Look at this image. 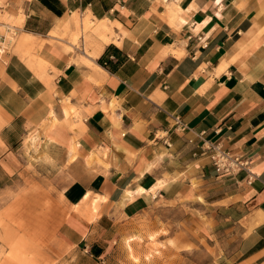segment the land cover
<instances>
[{
  "label": "crops",
  "instance_id": "1",
  "mask_svg": "<svg viewBox=\"0 0 264 264\" xmlns=\"http://www.w3.org/2000/svg\"><path fill=\"white\" fill-rule=\"evenodd\" d=\"M6 27L0 169L27 148L65 166L61 261L101 264L161 209L226 237L227 264H264V0H0ZM203 138L252 173L217 174Z\"/></svg>",
  "mask_w": 264,
  "mask_h": 264
},
{
  "label": "rangeland",
  "instance_id": "2",
  "mask_svg": "<svg viewBox=\"0 0 264 264\" xmlns=\"http://www.w3.org/2000/svg\"><path fill=\"white\" fill-rule=\"evenodd\" d=\"M36 151L20 150L21 170L13 177L0 169V264L69 263L60 260L56 241L66 208L65 166L44 161ZM127 226L101 264H227V238L189 226L186 210H148Z\"/></svg>",
  "mask_w": 264,
  "mask_h": 264
},
{
  "label": "built area",
  "instance_id": "3",
  "mask_svg": "<svg viewBox=\"0 0 264 264\" xmlns=\"http://www.w3.org/2000/svg\"><path fill=\"white\" fill-rule=\"evenodd\" d=\"M17 31L6 27L4 33L0 32V56H5L12 48V37ZM174 127L179 131L187 129L186 124L179 116H174ZM200 155L208 159L212 170L219 175H236L241 171L252 173L251 161L248 157L238 151L227 148L220 140L202 139L200 144Z\"/></svg>",
  "mask_w": 264,
  "mask_h": 264
},
{
  "label": "bare ground",
  "instance_id": "4",
  "mask_svg": "<svg viewBox=\"0 0 264 264\" xmlns=\"http://www.w3.org/2000/svg\"><path fill=\"white\" fill-rule=\"evenodd\" d=\"M14 30H15V29H14ZM16 31H17V30H16ZM17 36H18V33L16 34L15 37H12V43H13V42L15 43ZM129 246H130V245H129Z\"/></svg>",
  "mask_w": 264,
  "mask_h": 264
},
{
  "label": "trees",
  "instance_id": "5",
  "mask_svg": "<svg viewBox=\"0 0 264 264\" xmlns=\"http://www.w3.org/2000/svg\"><path fill=\"white\" fill-rule=\"evenodd\" d=\"M100 60H102V58H100ZM105 64H107V62H105Z\"/></svg>",
  "mask_w": 264,
  "mask_h": 264
}]
</instances>
